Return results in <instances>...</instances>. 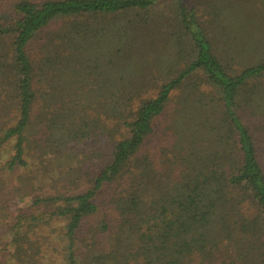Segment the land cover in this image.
Returning a JSON list of instances; mask_svg holds the SVG:
<instances>
[{
  "label": "trees",
  "instance_id": "trees-1",
  "mask_svg": "<svg viewBox=\"0 0 264 264\" xmlns=\"http://www.w3.org/2000/svg\"><path fill=\"white\" fill-rule=\"evenodd\" d=\"M263 152L264 0H0L3 264H264Z\"/></svg>",
  "mask_w": 264,
  "mask_h": 264
},
{
  "label": "rangeland",
  "instance_id": "rangeland-1",
  "mask_svg": "<svg viewBox=\"0 0 264 264\" xmlns=\"http://www.w3.org/2000/svg\"><path fill=\"white\" fill-rule=\"evenodd\" d=\"M162 124H163V118H161V119H159V120H157V122L154 124V130H155V132L156 133H158L159 131H160V129L162 128ZM261 161H262V163H264V152L262 153V156H261ZM32 169H34V168H32ZM24 172V170H18V172H16V173H14L13 175L11 174V175H9V176H7L6 177V190L7 191H9V190H11V189H13V187L15 188L17 185H19V183H21V182H17V178L18 177H20L21 176V174H24L23 173ZM23 176V175H22ZM48 180H50L51 179V177H49V178H47ZM48 180H45V181H42V182H47ZM49 183V182H48ZM48 183H46V184H44V185H47ZM40 186V185H39ZM18 187V186H17ZM39 188V187H38ZM14 195H15V199L13 200V202H11V212H12V214H17L19 211H20V209L23 207V206H25V204H26V202H28L29 200H30V197H25V195H23V199L22 200H20L19 199V197H17V195L15 194V192H14ZM0 246H1V248H0V264H3L2 263V260H4V258L8 255L7 254V252L6 251H4V247L2 246V242L0 243ZM50 259H52V264H59V262L58 263H56L55 261H54V259H56V257H54V255L52 254V257L50 258Z\"/></svg>",
  "mask_w": 264,
  "mask_h": 264
}]
</instances>
